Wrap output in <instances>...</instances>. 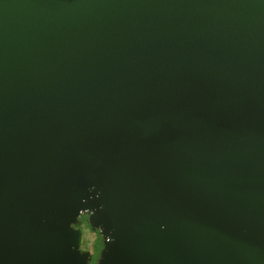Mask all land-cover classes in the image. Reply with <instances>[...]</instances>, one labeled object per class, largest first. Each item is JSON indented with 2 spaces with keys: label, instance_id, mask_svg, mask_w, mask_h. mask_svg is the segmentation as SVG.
<instances>
[{
  "label": "water",
  "instance_id": "95a60500",
  "mask_svg": "<svg viewBox=\"0 0 264 264\" xmlns=\"http://www.w3.org/2000/svg\"><path fill=\"white\" fill-rule=\"evenodd\" d=\"M92 263L264 264V0H0V264Z\"/></svg>",
  "mask_w": 264,
  "mask_h": 264
},
{
  "label": "rangeland",
  "instance_id": "374dc122",
  "mask_svg": "<svg viewBox=\"0 0 264 264\" xmlns=\"http://www.w3.org/2000/svg\"><path fill=\"white\" fill-rule=\"evenodd\" d=\"M83 227L84 231V239L82 243V248L92 250L93 251V244L96 243V251L94 252V256H97L99 249L101 247V239L97 241V234L92 232L91 229L85 224L84 221H81L80 224ZM97 241V242H96ZM98 248V251H97Z\"/></svg>",
  "mask_w": 264,
  "mask_h": 264
},
{
  "label": "flooded vegetation",
  "instance_id": "af4514ba",
  "mask_svg": "<svg viewBox=\"0 0 264 264\" xmlns=\"http://www.w3.org/2000/svg\"><path fill=\"white\" fill-rule=\"evenodd\" d=\"M81 221H84L85 222V216H82L81 218H80V224H81ZM86 224V223H85ZM98 239H100V235L97 233V241H98ZM96 241V242H97ZM93 251L95 252L96 251V243H94L93 244ZM93 252V253H94Z\"/></svg>",
  "mask_w": 264,
  "mask_h": 264
},
{
  "label": "built area",
  "instance_id": "2783aa9c",
  "mask_svg": "<svg viewBox=\"0 0 264 264\" xmlns=\"http://www.w3.org/2000/svg\"><path fill=\"white\" fill-rule=\"evenodd\" d=\"M91 231L94 232V233H96V234L98 233L97 231H94V230H91ZM96 237H97V236H96ZM91 252L93 253L94 251L91 250ZM93 254H94V253H93ZM92 264H93V263H92Z\"/></svg>",
  "mask_w": 264,
  "mask_h": 264
},
{
  "label": "trees",
  "instance_id": "16d2710c",
  "mask_svg": "<svg viewBox=\"0 0 264 264\" xmlns=\"http://www.w3.org/2000/svg\"><path fill=\"white\" fill-rule=\"evenodd\" d=\"M79 224H80V221H79ZM97 251H98V248H97Z\"/></svg>",
  "mask_w": 264,
  "mask_h": 264
}]
</instances>
